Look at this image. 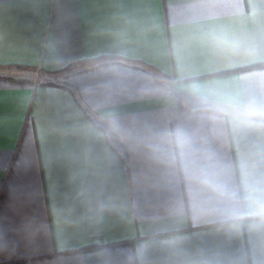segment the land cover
<instances>
[{"label":"crops","instance_id":"1","mask_svg":"<svg viewBox=\"0 0 264 264\" xmlns=\"http://www.w3.org/2000/svg\"><path fill=\"white\" fill-rule=\"evenodd\" d=\"M259 189L264 0H0V264H264Z\"/></svg>","mask_w":264,"mask_h":264},{"label":"clouds","instance_id":"2","mask_svg":"<svg viewBox=\"0 0 264 264\" xmlns=\"http://www.w3.org/2000/svg\"><path fill=\"white\" fill-rule=\"evenodd\" d=\"M178 147H181L183 148L184 146L183 145H180ZM186 167H190L191 169H195V162H192L190 165H186ZM193 176L194 178H196L197 180H203L205 177L202 176V175H198L195 171H193ZM232 178L231 177H227L226 180H231ZM256 197L262 201H264V189H259L258 192L255 194Z\"/></svg>","mask_w":264,"mask_h":264}]
</instances>
